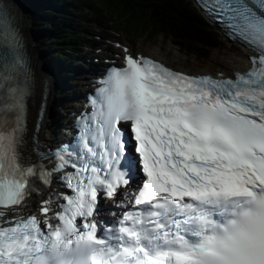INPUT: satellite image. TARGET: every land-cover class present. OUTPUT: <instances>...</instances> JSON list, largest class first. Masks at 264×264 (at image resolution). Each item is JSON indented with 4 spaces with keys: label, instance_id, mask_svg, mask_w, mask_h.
Returning a JSON list of instances; mask_svg holds the SVG:
<instances>
[{
    "label": "snow or ice",
    "instance_id": "1",
    "mask_svg": "<svg viewBox=\"0 0 264 264\" xmlns=\"http://www.w3.org/2000/svg\"><path fill=\"white\" fill-rule=\"evenodd\" d=\"M199 3L255 53L246 72L117 44L123 65L51 148L30 134L37 80L16 0H0V264H264V0ZM57 173L67 191L29 213Z\"/></svg>",
    "mask_w": 264,
    "mask_h": 264
},
{
    "label": "trees",
    "instance_id": "2",
    "mask_svg": "<svg viewBox=\"0 0 264 264\" xmlns=\"http://www.w3.org/2000/svg\"><path fill=\"white\" fill-rule=\"evenodd\" d=\"M31 28L41 44L43 53L62 71L72 65L71 48L80 41L79 33L87 31L90 20L104 18L113 24H124L131 34L138 28L154 36L163 33L186 50L207 57L211 49L220 46L219 34L189 0H23ZM66 46L63 47L62 45ZM75 63V62H74ZM71 71H67L68 75ZM64 74V73H63Z\"/></svg>",
    "mask_w": 264,
    "mask_h": 264
},
{
    "label": "bare ground",
    "instance_id": "3",
    "mask_svg": "<svg viewBox=\"0 0 264 264\" xmlns=\"http://www.w3.org/2000/svg\"><path fill=\"white\" fill-rule=\"evenodd\" d=\"M19 3V10L20 13H18L21 16L22 20V35L25 40V44H27V47H30L32 49V42L33 37L30 32V25L28 24V20L25 17V13L23 12V8H21V3H23V0H18ZM34 52H37L36 49H33ZM162 46L161 44L152 50V54L150 55H159L162 56L163 59L168 60L170 64H174L178 61L179 57L177 55H174V52L171 55V58H169L168 52L165 54L161 53ZM250 53L249 50L245 49V47H237L233 48L229 52L226 53L225 57H215L214 55H211L208 59V65L205 68L202 69H195L194 73H211L214 75H218L219 73H223L225 75H230V73L233 70H243L248 65V58L247 55ZM175 60V61H174ZM33 72L35 74L36 80H37V88L35 95L33 98L29 101V129L30 134L34 128V121L36 118V112L39 107L41 96L44 94V90L46 89V108L44 111V119L41 122L40 129L38 130V137L41 144H48L52 142L53 137L57 134L56 129H50L48 130L46 125L50 117L53 116V108L52 103L54 101V89L56 87L55 84V76L50 71L46 70L43 65L39 64L35 65L33 67ZM189 73L193 72L191 69L188 70ZM54 130V131H53ZM56 132V134H55Z\"/></svg>",
    "mask_w": 264,
    "mask_h": 264
},
{
    "label": "rangeland",
    "instance_id": "4",
    "mask_svg": "<svg viewBox=\"0 0 264 264\" xmlns=\"http://www.w3.org/2000/svg\"><path fill=\"white\" fill-rule=\"evenodd\" d=\"M189 1H192V0H189ZM100 25H102V26H100ZM109 25H110V23L108 20L100 19L99 24L92 23L90 25V29L92 31H95L96 33H103V34L104 33H113L112 30L105 28V26H109ZM210 26L212 28H214L215 30H217V28L212 23L210 24ZM115 29L117 30V34H119L121 37H123L125 39H128L131 42L133 48L137 49V50H143L147 53L152 54V50L154 48H157L161 44V46H162L161 53L162 54H165L166 52H168L169 58H171V55L174 52V55H177L179 57V59L176 63H174L172 65V64H170V62H168V60L163 59L162 56H159V55H156V56L167 61L173 67H176L179 69H185V70L191 69L192 71L193 70L195 71V69L205 68L208 65V59L211 55H214L215 57H225L227 52H229L233 48H237L239 46L237 43L228 41L227 39H225V37L223 38L221 36V46L210 50L209 55L206 58H201L199 54H197L193 51L186 50L185 48L181 47L179 44L173 42L172 40L164 38L162 35H157V36L153 37V33L148 32V34H147V33H144V30L142 32H135L134 34H130V30L126 29L124 27V24H121V23H118L117 25H115ZM123 31L126 34H124ZM30 32H31V35L33 37V42H32L31 47H32V49H34V48L36 49L37 52H34V53H35V56L37 58V61L39 63H41L44 67V65L47 63L46 62L47 60L44 58L45 54L43 53V50H44V46H47L48 43L44 44V46H43L41 44V41L38 39V37L34 36L31 29H30ZM83 36H84L83 33H81L79 35L80 38H82ZM91 36H92V34H91ZM70 80L72 82H74V80H72V79H70ZM65 92H66V90H64L60 94H55V98L56 99H58L59 97L61 98V96ZM75 101L76 100L70 96L68 102L74 103ZM62 104L66 105V103L61 102L60 105H62ZM53 109L58 114L57 110L58 109L60 110V108L55 106Z\"/></svg>",
    "mask_w": 264,
    "mask_h": 264
},
{
    "label": "clouds",
    "instance_id": "5",
    "mask_svg": "<svg viewBox=\"0 0 264 264\" xmlns=\"http://www.w3.org/2000/svg\"><path fill=\"white\" fill-rule=\"evenodd\" d=\"M193 2V1H192ZM198 10L202 13V15L207 19V21L209 22V19L207 18V16L205 15V13H204V11L201 9H199L198 8ZM211 24V22H209V25ZM214 25V24H213ZM216 28H217V30H215L214 28H212V29H214L218 34H219V39H220V42H221V36L224 38L225 37V39H227L228 41H231V42H234L235 43V41L233 40V39H230L228 36H225V35H223L220 31H219V29H218V27H217V25H214ZM221 46V45H220ZM217 47H219V46H217ZM216 48V47H215ZM214 49V48H213ZM212 50V49H211Z\"/></svg>",
    "mask_w": 264,
    "mask_h": 264
},
{
    "label": "water",
    "instance_id": "6",
    "mask_svg": "<svg viewBox=\"0 0 264 264\" xmlns=\"http://www.w3.org/2000/svg\"><path fill=\"white\" fill-rule=\"evenodd\" d=\"M25 8H23V12L26 14V16L28 17V20L30 21L31 20V17L27 14L26 11H24Z\"/></svg>",
    "mask_w": 264,
    "mask_h": 264
}]
</instances>
